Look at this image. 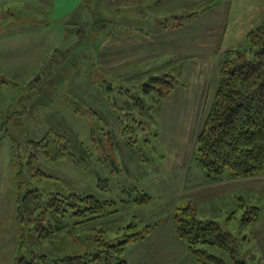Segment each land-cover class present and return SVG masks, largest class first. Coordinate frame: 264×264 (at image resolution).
I'll return each mask as SVG.
<instances>
[{
  "label": "rangeland",
  "instance_id": "1",
  "mask_svg": "<svg viewBox=\"0 0 264 264\" xmlns=\"http://www.w3.org/2000/svg\"><path fill=\"white\" fill-rule=\"evenodd\" d=\"M151 1L145 8L137 4L142 13L132 19L125 16L124 0H90L96 27L100 18H111L97 30L89 24L87 8H78L82 0H0L1 34L43 30L19 36L12 45L8 38L13 36L6 37L0 45V56L9 59V67L0 59V79L6 81L0 85V264H12L19 252L28 259L32 253L51 259L81 254L94 247L100 232L117 241L135 231L136 239L122 256L129 264H200L176 233L171 236L173 214L182 203L194 206L197 218L217 219L237 237L249 264H264V174L235 178L226 171L213 181L195 164L196 139L218 86L223 52L248 47L244 32L264 9L255 2L243 9L241 0H233L238 15L230 12L221 19L224 13L206 9L176 26L172 15L190 13L199 0ZM165 21L174 27L161 30ZM223 22L229 27L224 35ZM162 73L178 81L155 112L153 97L142 85L148 75ZM139 103L152 106L146 110ZM66 125L86 147L87 161L38 154L29 168V141L49 130L63 132ZM14 142L23 161V189L46 195L90 193L112 204L92 219L66 213L61 230L42 238L29 230L20 243L17 181L9 162ZM194 184L199 188L192 190ZM138 191L148 193L150 201H131ZM200 191L205 192L201 197ZM191 194L199 196L197 202L188 199ZM240 198L242 205L261 207L256 222L240 223ZM201 246L227 258L215 246Z\"/></svg>",
  "mask_w": 264,
  "mask_h": 264
},
{
  "label": "trees",
  "instance_id": "2",
  "mask_svg": "<svg viewBox=\"0 0 264 264\" xmlns=\"http://www.w3.org/2000/svg\"><path fill=\"white\" fill-rule=\"evenodd\" d=\"M84 8L91 14V28L101 30L111 18H100L101 25L96 27V9L90 0H82ZM214 0H199L193 4L190 13L177 14L172 21L190 20L200 11L209 8ZM93 7V8H92ZM93 14V15H92ZM167 20V19H166ZM165 21L162 28H167ZM174 27L173 23L169 24ZM103 26V27H102ZM175 26V27H176ZM83 26L79 27V38L84 37ZM245 41L248 47L230 48L223 52L218 70V86L213 102L205 116L201 130L197 135L195 164L208 180H220L224 173L235 178L264 174V20L251 28ZM168 73L150 74L144 82L143 91L150 94L155 104L152 109L158 112L161 101L175 87L178 79ZM173 79V80H172ZM173 82H172V81ZM6 83L0 79V85ZM122 92H127L125 89ZM143 102L138 97H133ZM142 108H150L139 103ZM27 165L35 155H43L51 160L71 156L77 164H84L88 151L77 133L66 125L63 132L49 130L37 141H29ZM19 144L11 148V164L15 174L16 196L15 217L20 243L29 230L37 232L38 237L50 236L64 227L63 217L70 213L76 218L89 216L96 218L112 204L102 201L93 194L70 192L43 194L36 189H23V161L19 153ZM39 174H44L39 172ZM137 198L131 201L139 204L150 201V195L138 191ZM239 206L244 210L240 223L249 225L259 219L261 207L247 205L240 198ZM195 207L189 203L181 204L173 214V226L178 238L200 264H249L240 254L239 240L231 232L221 228L213 219L201 220L196 217ZM132 227V223L128 225ZM137 231L125 232L117 241L105 239L100 232L94 247L81 254L65 255L51 259L46 254H33L26 258L21 252L14 256L12 264H129L122 256L129 242L137 237ZM210 244L223 250L227 258H219L201 246ZM39 258V261L37 260Z\"/></svg>",
  "mask_w": 264,
  "mask_h": 264
},
{
  "label": "crops",
  "instance_id": "3",
  "mask_svg": "<svg viewBox=\"0 0 264 264\" xmlns=\"http://www.w3.org/2000/svg\"><path fill=\"white\" fill-rule=\"evenodd\" d=\"M156 1H160V0H154L153 1V3L154 2H156ZM47 2H48V0H47ZM152 1L151 0H140V1H138L137 2V0H124V4H125V11H126V13H125V16H129L130 18H132V19H135V17H137L139 14H141L142 12V10H140V11H138L137 12V4L138 5H140V7L142 6L143 8H145V7H147V5L149 4V3H151ZM256 3V6H260L261 5V7L264 9V0H241L239 3H240V6H242L241 8H248V6L249 5H251L252 3ZM235 4H236V2H235ZM83 2H82V4H81V2L79 3V5H78V8L80 9V11H82V9H83ZM132 5H133V7H132ZM207 10H215V11H219V12H221V13H224V15H222V18L221 19H227V17H228V15H229V13L230 12H232L233 14H235V15H238L237 13H236V9H235V5H234V2H233V0H214V2H213V4L209 7V8H206ZM206 9H204V10H206ZM233 9V10H232ZM259 10V9H258ZM201 12V11H200ZM199 12V13H200ZM238 12V11H237ZM137 13H139V14H137ZM198 13V14H199ZM260 13L262 14V15H260ZM180 14V13H179ZM198 14L197 15H195L193 18H191L190 19V21L189 22H191L193 19H195L196 17L198 18ZM234 15V16H235ZM257 15H258V18H257V20H256V24L255 25H257V24H259L260 23V21H262V19H264V18H262V17H264V11H258L257 12ZM174 16H176V15H172V19L174 18ZM167 19L170 17V16H165ZM4 19V17L3 16H1L0 17V20H3ZM227 21V20H226ZM185 23H183V25H184ZM182 25V26H183ZM223 35L224 34H226L227 33V31H228V25H227V23L226 22H223ZM134 27H135V25L133 24V25H131L130 26V28L131 29H134ZM128 28V27H127ZM252 28V26H249V27H247L246 28V30H245V32H244V35L245 34H247V32L250 30ZM166 29V28H165ZM174 29V28H173ZM161 30H164V28H162ZM43 30L42 29H36V30H30V31H18V33H13V34H1L0 33V45L3 43V41L5 40V39H7L6 37H9V36H13L12 38H8L9 39V41L11 42L10 43V45H12V44H14V43H16L17 42V37H19V36H26V35H29V34H34V35H39V33L40 32H42ZM44 31H46V30H44ZM24 42H26V41H24ZM37 44L38 43H41V41L40 40H38V39H36V41H35ZM31 44H32V46H35V43H34V41H33V39L31 40ZM5 46H8V44H5ZM0 59L5 63V65L3 66V67H9V64H8V62H9V59L7 58V56L5 57V58H3V56H0ZM42 59H44V56H43V58ZM18 66V64L16 63V65H15V67H17ZM12 67V66H11ZM13 100L14 99H11V100H9V101H7V104H5L6 106V108H9L10 107V105L12 104V102H13ZM2 103L3 102H1V106H2ZM4 107V108H5ZM3 108V109H4ZM1 111V110H0ZM3 127V124L1 125V127H0V129ZM9 162H10V166H11V168H12V164H11V150H10V158H9ZM13 170V169H12ZM232 177V176H231ZM235 180H238V179H235ZM235 180H233L234 182H236ZM230 181H231V179H230ZM236 184V183H235ZM207 186H205V187H203V188H206ZM192 190H194V189H196V188H199V187H197L195 184L192 186ZM204 191H206V189L204 190ZM204 191H200L199 192V196L201 197V194H204L205 192ZM204 192V193H203ZM199 196H196L195 194L194 195H187V197H188V199H191L194 203L195 202H197V199L196 198H198ZM206 219H212V217H210V218H206ZM213 220H216L217 221V219H213ZM217 222H219V221H217ZM170 224H171V222H170ZM171 236H172V238L173 237H175V229H174V226H173V220H172V226H171ZM144 254L143 255H141V257H143V259H144Z\"/></svg>",
  "mask_w": 264,
  "mask_h": 264
}]
</instances>
